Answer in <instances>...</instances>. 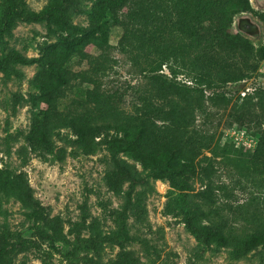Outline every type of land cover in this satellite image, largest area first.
I'll list each match as a JSON object with an SVG mask.
<instances>
[{"label": "rangeland", "instance_id": "1", "mask_svg": "<svg viewBox=\"0 0 264 264\" xmlns=\"http://www.w3.org/2000/svg\"><path fill=\"white\" fill-rule=\"evenodd\" d=\"M97 1L74 0L69 22L88 27ZM204 1L210 15L192 35L177 31L170 1L171 16L161 4L159 18L147 25L130 18L135 0L123 5L108 43L68 61L53 103L58 119L144 126L180 143L199 163L184 176L186 189L177 178L152 177L155 168L122 145L100 142L92 152L66 145L65 130L56 132L49 151L29 149L33 117L43 107L38 65L11 59L1 65L0 170L24 174L42 207L34 223L30 209L2 198L0 248L8 250L0 264H264V245L238 258L231 248L204 247L185 225L184 209L210 182L215 219L237 237L264 232V161L254 154L264 129V4ZM49 3L0 0V24L12 7L40 13ZM239 17H249L259 33L241 31ZM57 27L11 15L0 58L40 56L58 41L50 30ZM169 79L182 96L168 88ZM116 159L135 166L145 183L114 192L106 175ZM89 237L99 241V251L65 254Z\"/></svg>", "mask_w": 264, "mask_h": 264}, {"label": "trees", "instance_id": "2", "mask_svg": "<svg viewBox=\"0 0 264 264\" xmlns=\"http://www.w3.org/2000/svg\"><path fill=\"white\" fill-rule=\"evenodd\" d=\"M169 1L172 4L171 12L175 16L176 29L180 33L187 35L197 33L210 15L211 7L204 0H135L136 4L130 18L147 25L159 18L158 8L161 4L167 6L163 11L171 16L168 12ZM128 2L133 0H98L92 10L88 27L69 22L70 6L74 0H50L49 5L40 13L24 14L17 8H10L5 20L0 24V35L8 30V18L16 15L23 20L54 21L58 27L50 30L58 41L47 44L38 57L27 58L19 54L4 56L0 58V67L8 59L38 65L35 79L41 90L40 101L43 107L33 117L32 127L27 136L29 149L49 151L56 132L65 130L63 142L66 145L86 152L94 151L100 142L111 146L122 145V150L129 152L143 166L155 168L151 173L152 177L172 180L177 178V184H182L181 188L186 189L187 180L184 176L199 168V163L180 143L166 140L144 126L131 128L123 124H89L78 117L58 119L53 113V103L59 87L66 83L65 71L68 61L73 56L83 54L90 45L98 47L106 45L109 41L110 27L119 22L118 10ZM166 84L173 93L182 96V89L176 81L169 79ZM180 118L184 121V117ZM255 147L254 154L264 161V129L260 132ZM21 154L26 155V151L22 149ZM113 166L114 169L106 175V182L114 192L121 193L125 183L131 188L145 183V178L135 166L117 159ZM3 197L15 198L22 206L31 210L30 216L34 223L38 220L42 205L35 199L28 180L21 172L0 170V212ZM213 205V190L209 182L204 190L196 194V199L184 209L187 229L204 247L231 248L239 258L257 246L264 245V232L247 237L233 235L224 221L215 219L211 211ZM44 238L50 241L55 250L61 252L60 247L53 245L51 237L44 235ZM19 244L12 243L10 246L14 248ZM7 250V246L1 247L0 253H6ZM93 250H100L99 241L95 237H89L65 254L74 256L78 251Z\"/></svg>", "mask_w": 264, "mask_h": 264}, {"label": "water", "instance_id": "3", "mask_svg": "<svg viewBox=\"0 0 264 264\" xmlns=\"http://www.w3.org/2000/svg\"><path fill=\"white\" fill-rule=\"evenodd\" d=\"M256 2L263 6L264 0H256ZM237 27L245 33H259L258 25L252 21L249 17H239L237 19Z\"/></svg>", "mask_w": 264, "mask_h": 264}]
</instances>
